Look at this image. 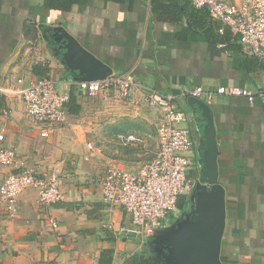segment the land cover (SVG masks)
Wrapping results in <instances>:
<instances>
[{
  "label": "crops",
  "instance_id": "1",
  "mask_svg": "<svg viewBox=\"0 0 264 264\" xmlns=\"http://www.w3.org/2000/svg\"><path fill=\"white\" fill-rule=\"evenodd\" d=\"M54 27L70 31L112 74L131 73L129 96L117 89L94 97L78 91L76 82L87 78L68 64L63 48H53L47 31L56 34ZM44 75L77 95L76 111L68 109L67 121L51 127L48 136H42L21 94ZM263 85L262 66L238 35L191 0H86L68 11L47 7L45 0H0V86L7 89L0 93V144L13 147L39 174L57 172L64 192L61 201L47 206L30 187L19 196L17 217L0 209V264H101L105 249L112 251L106 255L110 264H123L143 243L121 231L133 226L131 215L103 199L99 180L111 162L138 170L149 161L147 140L155 137L158 151L163 115L146 104V92L172 96L188 114L182 125L195 142L200 169L202 127L191 115L190 90ZM209 105L219 183L226 190L222 261L264 264V102L215 93ZM15 170L1 167L0 183Z\"/></svg>",
  "mask_w": 264,
  "mask_h": 264
},
{
  "label": "built area",
  "instance_id": "2",
  "mask_svg": "<svg viewBox=\"0 0 264 264\" xmlns=\"http://www.w3.org/2000/svg\"><path fill=\"white\" fill-rule=\"evenodd\" d=\"M191 1L195 7L206 9L238 35L264 72V0ZM132 84L131 73L76 82L77 90L91 97L108 96L112 89L128 97ZM1 92H7V89L0 86ZM21 92L28 114L43 129L42 136H48L51 127L67 121L70 93L58 90L53 78L39 76ZM215 93L243 95L251 103L259 97L264 102V85L256 90L237 86H220L216 91L196 86L190 90L191 96L209 103ZM144 100L149 106L160 108L163 115L158 126L159 145L155 157L138 170L111 162L99 180L103 199L120 204L131 215L133 226L122 227L121 231L140 237L142 243L155 235L158 229L168 226L179 198L190 196L200 179V169L194 166L195 142L189 129L182 125L188 120V114L178 108L172 96L156 89L148 90ZM9 114V109H5L4 115L8 117ZM130 138L136 140L134 136ZM3 139L4 133H0V143ZM88 146L92 148L91 143ZM9 166H15L17 170L9 172L0 183V209L9 217L18 216L19 196L27 188L33 187L38 191V201L43 205H53L63 199L61 177L57 172L39 174L25 165L13 147L0 144V168ZM51 223L53 227L58 224L56 220Z\"/></svg>",
  "mask_w": 264,
  "mask_h": 264
},
{
  "label": "water",
  "instance_id": "3",
  "mask_svg": "<svg viewBox=\"0 0 264 264\" xmlns=\"http://www.w3.org/2000/svg\"><path fill=\"white\" fill-rule=\"evenodd\" d=\"M59 33L60 49H64V58L73 68L88 80H100L111 75L112 67L88 50L70 31L62 27H54ZM191 115L201 121L202 136L200 138L199 161L201 163L200 179L195 186L198 197L192 198L195 218L185 219V223L178 226L173 223L172 233L165 234L167 264H224L221 258L222 240L226 226V190L219 183V148L217 132L214 122L213 109L201 98L191 97L189 100ZM192 206V205H191ZM194 207V206H193ZM158 229L153 235L165 233ZM169 228V227H168ZM161 238V237H160Z\"/></svg>",
  "mask_w": 264,
  "mask_h": 264
},
{
  "label": "trees",
  "instance_id": "4",
  "mask_svg": "<svg viewBox=\"0 0 264 264\" xmlns=\"http://www.w3.org/2000/svg\"><path fill=\"white\" fill-rule=\"evenodd\" d=\"M85 1L86 0H45V4L50 8L68 11L71 10L74 4H84ZM69 93V109L71 110V112H75L76 110L73 109V107L77 103V95L74 89H71ZM188 197L189 196H181L179 198L178 204L180 205V202H186V200H188ZM161 244L165 245L166 243H162L154 236L148 237L142 244L141 249L126 258L123 264H166L167 261L165 254H167L168 249L166 248V246H163ZM111 253L112 251L110 249H105L102 251L100 258L101 264H110L112 262L111 258L106 257L107 254L111 255Z\"/></svg>",
  "mask_w": 264,
  "mask_h": 264
},
{
  "label": "rangeland",
  "instance_id": "5",
  "mask_svg": "<svg viewBox=\"0 0 264 264\" xmlns=\"http://www.w3.org/2000/svg\"><path fill=\"white\" fill-rule=\"evenodd\" d=\"M56 88L58 90L61 89V87H59L58 84H56ZM146 143H147V146L151 143V146H150L151 148L147 147L150 150V151L148 150L147 154H151V157L146 159V161H147V160H150L151 158H153L157 152V139H155V137H154V138H152V142L147 140ZM145 153H146V151H142V154H145ZM199 192H200V189L197 188L195 193H193L192 197H188V200H186V202H188L187 205L183 204V206L181 207L182 202H180V205L179 204L177 205L176 211H174V213L172 214L174 217L173 218L170 217V219L168 220V223L171 221V222L176 223L178 226L183 225L186 222L184 217L191 215L192 211H194V208L195 209L199 208V205L197 203L193 204V201H192V198H194V197H195V200L197 199ZM188 219H190L189 216H188ZM164 232L165 233L159 232L157 234L158 236L161 237V238L159 237L158 240H160L162 243H163V241L166 240L165 234L167 236H169L172 233V230L170 229V225H168L167 228L164 229Z\"/></svg>",
  "mask_w": 264,
  "mask_h": 264
},
{
  "label": "flooded vegetation",
  "instance_id": "6",
  "mask_svg": "<svg viewBox=\"0 0 264 264\" xmlns=\"http://www.w3.org/2000/svg\"><path fill=\"white\" fill-rule=\"evenodd\" d=\"M47 35H48L49 37H51L52 42L55 44L53 48H55V49H59V47H60V41L58 40L59 34H58V33L54 34L53 31L50 32V30H49V31H47ZM194 166L196 167V169L199 168V162H198L197 160L195 161ZM197 183H198V181H197ZM194 190H195V189H194ZM189 197H190V196H189ZM183 204H184V205H187L188 202H187V203H186V202H183V203H182V206H183ZM188 206H189V205H188ZM188 216L190 217V219L195 218V213H194V211H192L191 215H188ZM188 216H185L184 218H187ZM188 220H189V219H188ZM173 223H174V222H171V221H170V222L168 223V225H170V227H171V225H172ZM161 245L166 246V244H165V245H164V244H161ZM166 255H167V254H165V256H166ZM166 264H167V263H166Z\"/></svg>",
  "mask_w": 264,
  "mask_h": 264
}]
</instances>
